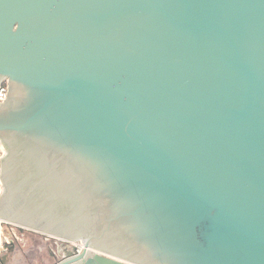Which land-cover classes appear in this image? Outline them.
Segmentation results:
<instances>
[{
  "label": "water",
  "instance_id": "95a60500",
  "mask_svg": "<svg viewBox=\"0 0 264 264\" xmlns=\"http://www.w3.org/2000/svg\"><path fill=\"white\" fill-rule=\"evenodd\" d=\"M3 82L0 219L54 264H264V0H0Z\"/></svg>",
  "mask_w": 264,
  "mask_h": 264
},
{
  "label": "rangeland",
  "instance_id": "374dc122",
  "mask_svg": "<svg viewBox=\"0 0 264 264\" xmlns=\"http://www.w3.org/2000/svg\"><path fill=\"white\" fill-rule=\"evenodd\" d=\"M3 231L13 247L9 253L11 264H54L63 255L61 247L69 246L73 243L77 246V249H82L79 239L72 242H63L62 239L57 237L48 236L13 224H4ZM91 249L95 250L93 247Z\"/></svg>",
  "mask_w": 264,
  "mask_h": 264
},
{
  "label": "built area",
  "instance_id": "2783aa9c",
  "mask_svg": "<svg viewBox=\"0 0 264 264\" xmlns=\"http://www.w3.org/2000/svg\"><path fill=\"white\" fill-rule=\"evenodd\" d=\"M6 94H7V86L4 83L0 86V102L6 98ZM4 224H9V223H6L0 219V253L7 250L8 247L6 246V243L10 242L9 238L7 237V235H5L3 231Z\"/></svg>",
  "mask_w": 264,
  "mask_h": 264
},
{
  "label": "crops",
  "instance_id": "0c3cea01",
  "mask_svg": "<svg viewBox=\"0 0 264 264\" xmlns=\"http://www.w3.org/2000/svg\"><path fill=\"white\" fill-rule=\"evenodd\" d=\"M8 243V242H7ZM7 243H6V246H7ZM12 244V243H11ZM8 247V246H7ZM8 249V248H7ZM11 251L9 250H6V251H3L0 253V264H11L10 263V257H9V253Z\"/></svg>",
  "mask_w": 264,
  "mask_h": 264
},
{
  "label": "bare ground",
  "instance_id": "6f19581e",
  "mask_svg": "<svg viewBox=\"0 0 264 264\" xmlns=\"http://www.w3.org/2000/svg\"><path fill=\"white\" fill-rule=\"evenodd\" d=\"M61 247V246H60ZM82 247V246H81ZM62 250L63 255L69 252L70 246H64L60 248ZM59 249V250H60Z\"/></svg>",
  "mask_w": 264,
  "mask_h": 264
},
{
  "label": "trees",
  "instance_id": "16d2710c",
  "mask_svg": "<svg viewBox=\"0 0 264 264\" xmlns=\"http://www.w3.org/2000/svg\"><path fill=\"white\" fill-rule=\"evenodd\" d=\"M7 225H8V224H7ZM7 246H8V249H7V250L11 251V250L13 249L12 244H11L10 242L7 243Z\"/></svg>",
  "mask_w": 264,
  "mask_h": 264
},
{
  "label": "flooded vegetation",
  "instance_id": "af4514ba",
  "mask_svg": "<svg viewBox=\"0 0 264 264\" xmlns=\"http://www.w3.org/2000/svg\"><path fill=\"white\" fill-rule=\"evenodd\" d=\"M70 244V243H69Z\"/></svg>",
  "mask_w": 264,
  "mask_h": 264
}]
</instances>
